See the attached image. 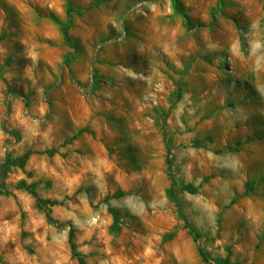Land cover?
<instances>
[{
	"label": "rangeland",
	"instance_id": "rangeland-1",
	"mask_svg": "<svg viewBox=\"0 0 264 264\" xmlns=\"http://www.w3.org/2000/svg\"><path fill=\"white\" fill-rule=\"evenodd\" d=\"M263 34L264 0H0V264H264L227 60Z\"/></svg>",
	"mask_w": 264,
	"mask_h": 264
},
{
	"label": "crops",
	"instance_id": "crops-1",
	"mask_svg": "<svg viewBox=\"0 0 264 264\" xmlns=\"http://www.w3.org/2000/svg\"><path fill=\"white\" fill-rule=\"evenodd\" d=\"M256 40L252 41V46L244 53L239 51L237 45L232 46L227 60L233 70L236 69L234 73H239L247 85L261 92L259 96L253 97L255 99H247V102L255 103L261 113V103L264 101V34L260 39L256 37Z\"/></svg>",
	"mask_w": 264,
	"mask_h": 264
},
{
	"label": "trees",
	"instance_id": "trees-1",
	"mask_svg": "<svg viewBox=\"0 0 264 264\" xmlns=\"http://www.w3.org/2000/svg\"><path fill=\"white\" fill-rule=\"evenodd\" d=\"M175 12H176V13H179V12H177L176 10H175ZM64 38L66 39V35H65V33H64ZM69 240H71V233H69ZM71 248L74 250V246H73V245H71ZM200 255H201V257H203L202 254H200ZM203 259H204V258H203ZM78 261H79V264H82V262H81L80 259H78Z\"/></svg>",
	"mask_w": 264,
	"mask_h": 264
}]
</instances>
